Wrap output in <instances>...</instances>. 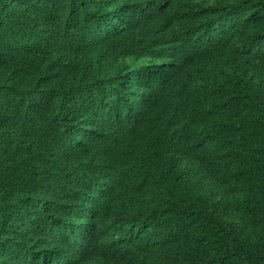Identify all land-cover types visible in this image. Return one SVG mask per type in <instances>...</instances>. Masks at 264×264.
Wrapping results in <instances>:
<instances>
[{
	"label": "clouds",
	"instance_id": "obj_1",
	"mask_svg": "<svg viewBox=\"0 0 264 264\" xmlns=\"http://www.w3.org/2000/svg\"><path fill=\"white\" fill-rule=\"evenodd\" d=\"M176 2L0 6V264H98L106 198L181 143L164 126L189 112L186 50L162 28Z\"/></svg>",
	"mask_w": 264,
	"mask_h": 264
},
{
	"label": "trees",
	"instance_id": "obj_2",
	"mask_svg": "<svg viewBox=\"0 0 264 264\" xmlns=\"http://www.w3.org/2000/svg\"><path fill=\"white\" fill-rule=\"evenodd\" d=\"M174 9L162 28L186 50L179 100L189 112L185 125L164 126L181 143L165 145L158 168L133 167L106 198L93 258L264 264V0H177Z\"/></svg>",
	"mask_w": 264,
	"mask_h": 264
}]
</instances>
